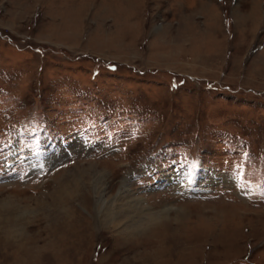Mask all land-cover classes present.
<instances>
[{"label":"rangeland","instance_id":"rangeland-1","mask_svg":"<svg viewBox=\"0 0 264 264\" xmlns=\"http://www.w3.org/2000/svg\"><path fill=\"white\" fill-rule=\"evenodd\" d=\"M0 264H264V0H0Z\"/></svg>","mask_w":264,"mask_h":264},{"label":"bare ground","instance_id":"bare-ground-1","mask_svg":"<svg viewBox=\"0 0 264 264\" xmlns=\"http://www.w3.org/2000/svg\"><path fill=\"white\" fill-rule=\"evenodd\" d=\"M91 177V176H90ZM103 179H105V178H103ZM105 181V180H104ZM96 183V182H95ZM99 185V184H98ZM102 185V184H101ZM124 185H123V183H122V187H123ZM103 188V187H102ZM101 188V189H102ZM107 190V189H106ZM105 189H103V190H100L99 188H96V193H97V197H98V199H97V203L95 204V205H97V206H99V208H102V210H103V206H109V212L106 214V212H105V210H103V211H101L102 213H104L103 215H104V217H105V215H106V217H108V219L110 218V217H112L113 216V218L111 219L113 222L112 223H117V225H120L121 223H122V221H123V215H121L122 213L118 210V209H116L115 208V206H123L122 204H120V202L119 201H121V200H123L125 197H124V195H123V192H121V190L118 192V194L115 196H113V197H110V198H105V194H103V192L104 191H106ZM127 191V190H126ZM128 192V191H127ZM132 195V194H131ZM134 198V197H133ZM127 199V198H126ZM96 200V199H95ZM122 202V201H121ZM130 202V201H129ZM131 203H132V199H131ZM135 205H137L136 204V202H135ZM138 206V205H137ZM132 207V206H131ZM136 207V206H135ZM140 207V206H139ZM125 209V208H124ZM130 209H134L133 207L132 208H130ZM111 210V211H110ZM127 210V209H126ZM126 210H125V212H126ZM123 211V210H122ZM127 213V212H126ZM143 213V212H142ZM131 215V214H130ZM129 216V215H128ZM126 218V217H125ZM122 225V224H121Z\"/></svg>","mask_w":264,"mask_h":264}]
</instances>
